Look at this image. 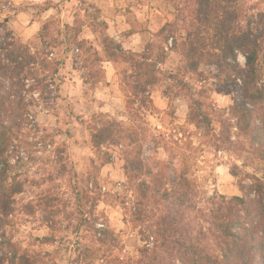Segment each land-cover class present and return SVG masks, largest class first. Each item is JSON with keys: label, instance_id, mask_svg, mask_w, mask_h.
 I'll return each instance as SVG.
<instances>
[{"label": "rangeland", "instance_id": "374dc122", "mask_svg": "<svg viewBox=\"0 0 264 264\" xmlns=\"http://www.w3.org/2000/svg\"><path fill=\"white\" fill-rule=\"evenodd\" d=\"M0 2L2 8L0 24L7 16H12L10 27L15 38L27 45L31 53H37L40 62L48 60L50 63L47 69L37 67L40 70L38 73L40 79L44 80V85L48 86L45 96L41 89L34 91L31 88L34 81H27L24 87L27 102L31 104L27 115L28 123L10 150L13 174L23 184L24 191L16 197L14 203L16 211L11 216L10 225L0 231V264H6V262L19 264L18 260L16 263L12 262L13 253L10 252L9 242L12 243L13 237L20 232V229L28 232L29 247L22 249L19 243L15 245L21 249L22 253H28L37 258L39 264H46L45 258H50L52 253L45 251L41 255L33 248L34 245L59 244L67 252L69 250L66 246L67 242L72 245L71 250L77 253L74 260L70 259V264H75L79 250L90 247L89 244L82 245V240H88L91 245H99L100 247L95 250H105L109 254L114 251L123 253L124 249L131 245L133 252L137 254L135 258L131 255H128L126 259H121L119 256L112 258L116 261L123 260L127 264H138L141 260L150 264H173L177 260L175 254L164 248L157 239L158 225L164 218L176 219L179 228L177 238L186 240L189 244L203 249L206 254L217 258L221 256V249L217 231L212 222L213 210L235 196L245 197L252 216L246 212H242L241 216L244 221L249 218L255 225L258 224L259 204L254 191V178H261L255 174L256 172H264V147L255 139L257 137L252 134V131L246 132L242 128V122L233 113V109L244 101L243 80L235 75L229 79L224 72L213 65H204L197 72L191 73L186 70V63L181 53L173 50V37L180 41V37L185 35L191 14V0H163L166 4H172L175 12L170 13L173 15L172 20L155 18L159 25L156 32L151 31L150 19L141 21L133 12V8L139 11L141 5L147 3L151 6L156 0H86V4L82 3V0H75V2L74 0H42V3L22 0L20 7H16L13 0ZM121 3L125 7H119ZM246 3L247 0L244 7ZM261 3H264V0H257L256 3L245 8L246 19L243 25L261 14L264 15V9L260 8ZM89 6H94L101 11L102 18L109 23L110 34L122 42L126 50L135 52L133 49L137 50L139 47L141 52L136 53L145 52L154 63H157L156 74L160 82L152 87L148 94L151 98L153 91L159 89L161 99L168 100V109L164 112V116L167 117V125H165L168 129L167 137L159 128L153 131L141 124L136 128H125L139 137L136 144L127 140L121 143L108 142L98 150L93 147V132L109 120H118L110 113H92L90 122L85 121L83 115L76 111L79 100L73 103L75 98L70 97L69 90L64 87L65 84H70L73 88L76 86L74 74H77L82 82L81 94L85 98L89 92L95 91L100 85L91 83L84 51L76 42H70L69 39L73 34L78 40H88L101 50L88 25L90 21L87 18L86 9L90 10ZM6 10L9 15H5ZM50 10L53 14L45 15ZM90 12L93 13V11ZM22 16L28 19L22 21ZM37 23L39 25L37 30L32 33L29 41L24 43L18 28L21 31L31 29ZM70 27L71 29H68ZM165 28L166 31L163 32ZM60 30L63 35L58 34ZM134 35H136L135 38ZM90 36L92 39H89ZM167 36L170 38L165 41ZM172 53L180 57L179 61L173 60L169 67L162 69L160 65L168 63ZM237 63L241 68H246L247 60L243 53L238 54ZM102 66L104 69V63ZM114 68L116 70L115 87L124 91L122 80L126 75L132 74V66L127 63H118L114 64ZM260 68L263 76L259 87L264 91V55L260 61ZM189 73L194 75L195 83L184 79ZM102 83L106 85L105 69ZM196 84L201 85L200 90H197ZM212 91L225 96L230 95L234 100L235 104L230 109L229 119H221L220 116L209 111L206 100ZM177 100L184 105V125L175 123L179 119L176 112L181 107L176 103ZM99 106L103 107V102ZM152 106L153 102L141 110L139 117L130 112L129 115L143 121L142 113L153 110ZM125 107L127 108L126 100ZM247 107L253 111L252 126L264 130V102L249 101ZM62 111L66 118L61 117ZM84 111H90V106L85 105ZM123 114L117 113V115ZM72 118H75L76 122L82 126H87L89 139L85 143L90 144L95 153L94 156L81 158L85 166L80 172H77L76 165L72 163L68 155L67 140L60 139L57 143L58 137L72 139V129L67 127ZM158 119L163 123V117ZM214 120L221 124L218 134L212 126ZM62 123L65 127L60 126ZM186 125L194 126L195 132L189 131ZM197 134L205 138L211 137L207 143L213 150V159L221 155L229 157L224 163L228 165L227 175L231 177V187L235 191L231 194L214 191L213 196L207 201L205 211L204 208H197L190 192L187 198L181 200L185 196L184 193L173 186L175 199L171 202L172 208L167 214L155 219V213L151 211L149 204L150 186L142 177L152 176V167L158 163L154 157L162 146L167 150L166 141L178 145L181 140H185L186 146L191 147V137ZM73 143L78 145L79 141L73 140ZM109 148L117 151L105 150ZM136 158L143 160V167L132 165ZM118 161L122 163L117 169ZM36 164H40V167L33 170ZM107 165L112 166L111 171L104 174L102 169ZM249 166L254 168L251 173L245 171V168ZM114 176L119 178L113 179ZM261 179L264 180V178ZM123 180H128L127 187H132L133 182L139 181L134 185L137 198L131 209L126 208V196L122 198L119 193L111 191L117 187L125 188ZM215 182L214 180L213 183ZM155 183L159 184L158 180ZM102 197H105L106 203H109L106 207H115V202H119L122 208L131 212L130 217L121 212L118 224L124 227L133 225L135 237L123 240L122 238L127 235L124 227L117 232L113 228L112 218H107L103 212L100 216L95 215L96 204ZM162 198L168 200V194L165 193ZM28 210H36V212L31 213ZM190 211L196 212L197 215L189 219ZM87 219L92 222L86 223ZM90 224L94 225L93 228ZM248 224L251 225L249 221ZM9 229L13 231L9 232ZM36 232L42 235L35 236ZM59 232L71 233L75 239L67 240V235L58 237ZM45 238H49L50 243H46ZM259 239L264 242V231H260ZM101 241H106V245L100 244ZM145 249L149 254L146 258L142 251ZM59 250L58 248L57 252Z\"/></svg>", "mask_w": 264, "mask_h": 264}, {"label": "trees", "instance_id": "16d2710c", "mask_svg": "<svg viewBox=\"0 0 264 264\" xmlns=\"http://www.w3.org/2000/svg\"><path fill=\"white\" fill-rule=\"evenodd\" d=\"M82 3L87 2L82 0ZM191 3V14L185 35L180 37V41L172 36L173 50L181 53L186 63V70L191 73L197 72L204 65H213L224 72L229 79L235 75L243 80L244 101L233 109V113L239 117L242 128L246 132L252 131L257 137L255 139L264 147V130L252 126L253 111L247 107L249 101L264 102V91L259 87L263 76L260 61L264 55V15L261 14L243 25L246 19L245 0H191ZM89 7L90 10L86 9L90 21L88 25L101 50L88 40H78L73 34L69 38L70 42H76L84 51L93 85L104 81L102 65L105 62L127 63L132 66V74L124 77L122 85L123 89L126 88L131 92V96H127L126 93L127 109L139 117L141 110L152 102L148 94L149 90L160 82L156 74L157 63H154L145 52L136 53L126 50L122 42L110 34L109 23L102 18L101 11L94 6ZM1 11L0 4V18ZM12 20V16H7L0 24V231L10 225L11 216L16 211L14 208L16 197L24 191L23 184L13 174L10 155L11 147L28 123L27 115L31 104L27 102L24 87L27 81H34L31 88L34 91L41 89L45 96L48 86L40 79L38 74L40 70L37 67L47 69L50 65L48 60L40 62L37 53H31L27 45L15 38L10 27ZM48 28L47 26L49 31ZM162 31L165 32L166 28ZM58 34L63 35L62 30ZM169 38L167 36L165 41ZM239 53H243L246 57V68H241L237 63ZM137 137L130 130H126L120 122L109 120L93 132V147L98 150L108 142L121 143L127 140L136 144L139 141ZM142 161L136 158L132 165L143 167ZM170 182L184 193L185 196L181 200L188 197L189 181L183 173L173 175ZM254 191L259 204L257 225L249 218L244 221L241 216L242 212L252 216L245 197L235 196L212 211V222L221 249L219 258L210 256L198 246L177 238L179 228L175 218L167 217L159 223L158 242L169 252L174 253L181 264H264V242L259 239L260 231H264L263 179L254 178ZM28 211L36 212V210ZM91 222L92 220H86L88 224ZM93 226L90 224V227ZM44 241L50 243L49 238H45ZM100 244L105 246L106 241H101ZM9 246L10 252L13 253V263L18 260L19 264H39L37 258L22 253L17 245L9 242ZM79 251L75 264H93V260L101 250L86 247ZM142 251L145 254L144 258L148 257V250ZM108 264L127 263L123 260L111 259ZM138 264L150 263L141 260Z\"/></svg>", "mask_w": 264, "mask_h": 264}, {"label": "clouds", "instance_id": "9594fccd", "mask_svg": "<svg viewBox=\"0 0 264 264\" xmlns=\"http://www.w3.org/2000/svg\"><path fill=\"white\" fill-rule=\"evenodd\" d=\"M34 3H42V0H32ZM75 2V0H74ZM257 0H247L245 4V8L249 7L252 3H256ZM13 3L16 7H20L22 0H13ZM183 7V5H181ZM63 7V6H62ZM119 7H125L123 3L119 4ZM260 8L264 9V3L260 4ZM133 12L135 13L137 19L143 21L144 19H150L152 24L150 25L151 31L156 32L159 25L156 23V17L167 18V20H172L173 15L170 13H174L175 9L172 4L164 3L163 0H156L151 6L147 3L140 6V10L137 11L136 8H133ZM53 12L50 10L45 15H52ZM187 14V13H185ZM5 15H9L7 10L5 11ZM28 17L22 16L21 20L26 21ZM38 23L33 25L31 29L20 30L18 31L23 36V42L27 43L32 35L38 28ZM87 30V29H86ZM89 39H92L90 36ZM134 51L136 49H133ZM103 56V52H101ZM180 57L175 53L170 55V59L168 63L160 65L162 69L169 67L172 64L173 60L179 61ZM202 70V69H201ZM75 79V87L73 88L70 84H65L64 87L69 90L70 97H74L75 99L72 101L75 103V100H79V105L76 108L78 114L83 115L85 121H89L92 113H110L112 117H116L117 120L121 123L124 128H136L138 125L143 124L146 127H149L151 130L155 131V129L159 128L167 137L168 129L165 127L167 125V117L164 116L165 110L168 109V100L161 99L159 89L153 91L151 100L153 102L152 109L148 112L142 113L144 119L141 121L140 119L129 115L130 110L125 107L126 95L131 96V92L128 89H124V91L118 90L115 87V81H113V86L108 88L104 87L103 83H101L95 91H91L88 93V96L85 98L81 94V81L77 74H74ZM185 80L191 81L195 83V77L193 74L189 73L184 77ZM197 90L201 89V85L196 84ZM103 102V107H100V103ZM177 104H180L181 107L178 108L176 115L179 117L175 121L177 125H184V105L181 101L177 100ZM206 103L209 105V111L214 112L216 115L220 116L221 119H229L230 118V109L234 106L235 102L232 97L225 96L214 91L210 92L207 96ZM85 105L90 106V111H84ZM158 110V111H157ZM124 113L123 115H117V113ZM61 117L66 118L64 116V112H61ZM158 117H163V123L160 122ZM90 122V121H89ZM61 127H65L62 123ZM213 128L218 134L221 129V124L217 121H213ZM67 127L72 129L73 137L72 139H67L66 137H58L57 143L60 142V139H66L68 144V155L73 164L76 165L77 172H80L84 168V163L82 161V157L85 156H94L95 153L91 149L90 144H86L85 141L89 139V133L87 131L86 125H81L76 122L75 118H72V121ZM189 131L195 132L194 126L186 125ZM183 135V134H181ZM38 139V138H37ZM211 137H202L200 134L191 137V147L186 146L185 140H181L178 145L172 144L171 141H166L167 150L165 147H161L158 153L155 155L154 159L158 163L152 167V176L150 177H142V179L147 180L150 186L149 192V204L151 211L155 213V219H159L162 215L167 214V212L172 208V201L175 199L174 188L172 183L170 182V178L173 175H179L183 173L186 179L189 181V191L192 196L193 201L196 203L197 208H204L207 210L206 204L209 198L213 196L214 191L219 192L221 194L227 193L231 194L235 191L234 188L231 187V177L227 175L228 165L224 163L227 159H229L226 155H221L220 157L213 159L212 153L213 150L207 143V140H210ZM235 136H233V140H235ZM73 140L79 141V144H74ZM107 151H117L115 149H105ZM51 152V149H49ZM38 155H40L38 153ZM47 155V154H44ZM235 160L234 157H232ZM236 163H241L240 161H235ZM99 163V161H97ZM122 161H118L116 168L118 169ZM40 167V164H36L33 166V170L35 168ZM49 170H51V165L48 166ZM110 165H107L102 169L104 174H107L111 171ZM246 172H253L254 168L249 166L245 168ZM258 177L264 178V172H256ZM118 176H114L113 179H118ZM159 181V184L155 183V181ZM216 181L213 183V181ZM139 181L133 182L132 187H127L128 180H123L122 183L125 184V188L117 187L115 189H111L113 193H119L120 196L127 197L126 208L131 209L133 204L136 201L137 194L135 192V183ZM168 194V200L163 199V195ZM94 195V194H93ZM103 201V202H101ZM109 203H106V198L102 197L96 204L95 215L100 216L103 212L107 218L110 217L113 220V228L116 229L117 232L121 229V226L118 224V219L123 212L125 216L131 215L130 211H126L125 208H122L119 202H115V207H106ZM167 205V207H166ZM183 211V210H180ZM197 213L194 211H190L188 213L189 219L191 217L196 216ZM18 219V217H15ZM19 228V224L16 225ZM127 231V235H125L122 239L129 240L131 237H135V232L132 230L133 225L129 224L124 227ZM13 229H9V232H12ZM83 234V230H82ZM35 236H40L42 233L36 232ZM67 235V240H74L75 237L71 235V233H57V236ZM12 243H19L20 247L28 248L29 247V236L28 232L20 229V232L16 234ZM83 244H89V246L95 250L100 247L99 245H91L88 240H82ZM66 246L69 249L67 252L63 250V248L59 244H45L43 246L34 245L33 248L36 251H39L41 255L43 252L47 251L52 253L50 258L46 259V264H70V259L74 260L77 253L72 251V245L67 244ZM60 249L57 252V249ZM128 255L133 256L134 258L137 256L135 252H133L131 245L126 247L121 253L120 251H114L112 253H107L105 250H101L97 253V258L93 260V264H108V261L113 258V256H119L121 259H126ZM99 257H104L103 259ZM7 264V262H6ZM173 264H180V261L177 259L173 262Z\"/></svg>", "mask_w": 264, "mask_h": 264}, {"label": "crops", "instance_id": "0c3cea01", "mask_svg": "<svg viewBox=\"0 0 264 264\" xmlns=\"http://www.w3.org/2000/svg\"><path fill=\"white\" fill-rule=\"evenodd\" d=\"M135 36L136 35H134L133 37L135 38ZM135 52H141V51H139V47H138L137 50H135ZM104 69L106 71V85H104V83H103V86H106V87L110 88L111 86H113V81H115V79H116V70L114 68V63L105 62L104 63Z\"/></svg>", "mask_w": 264, "mask_h": 264}]
</instances>
